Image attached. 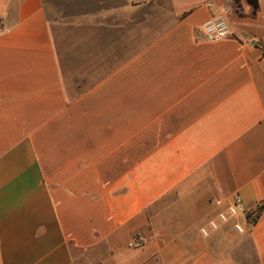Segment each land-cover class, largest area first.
<instances>
[{
  "label": "crops",
  "instance_id": "1",
  "mask_svg": "<svg viewBox=\"0 0 264 264\" xmlns=\"http://www.w3.org/2000/svg\"><path fill=\"white\" fill-rule=\"evenodd\" d=\"M235 195L264 199V0H0V264H264V212L199 233Z\"/></svg>",
  "mask_w": 264,
  "mask_h": 264
},
{
  "label": "built area",
  "instance_id": "2",
  "mask_svg": "<svg viewBox=\"0 0 264 264\" xmlns=\"http://www.w3.org/2000/svg\"><path fill=\"white\" fill-rule=\"evenodd\" d=\"M204 39L209 42L224 40L231 36V30L227 20L223 16L213 18L201 26ZM213 205L217 208L214 216L209 218L206 225L199 229L202 237H208L211 232L220 227L231 224L237 234H244L245 226H253L264 212V199L254 207L248 208L238 195L230 198L225 204L214 200ZM144 243L141 234H136L129 243L130 247L138 248Z\"/></svg>",
  "mask_w": 264,
  "mask_h": 264
},
{
  "label": "rangeland",
  "instance_id": "3",
  "mask_svg": "<svg viewBox=\"0 0 264 264\" xmlns=\"http://www.w3.org/2000/svg\"><path fill=\"white\" fill-rule=\"evenodd\" d=\"M74 29H76V28H74ZM68 44H69V42L66 43L65 46H67ZM175 200L176 199L174 198V196H171V197H168L167 199H165L163 202H167L168 201L170 203L169 206H171L175 202ZM158 208H159V205L156 206V209H158ZM160 211L162 212V214H164L165 213V208H162Z\"/></svg>",
  "mask_w": 264,
  "mask_h": 264
},
{
  "label": "water",
  "instance_id": "4",
  "mask_svg": "<svg viewBox=\"0 0 264 264\" xmlns=\"http://www.w3.org/2000/svg\"><path fill=\"white\" fill-rule=\"evenodd\" d=\"M253 5H254V6H253ZM252 7H253L254 9H256L257 6H256L255 4H252Z\"/></svg>",
  "mask_w": 264,
  "mask_h": 264
}]
</instances>
